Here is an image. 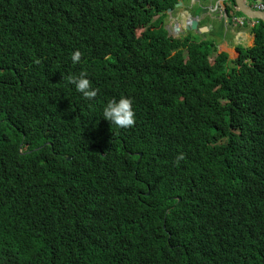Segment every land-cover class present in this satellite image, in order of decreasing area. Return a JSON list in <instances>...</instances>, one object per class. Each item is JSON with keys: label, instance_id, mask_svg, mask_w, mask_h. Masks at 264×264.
Returning <instances> with one entry per match:
<instances>
[{"label": "trees", "instance_id": "16d2710c", "mask_svg": "<svg viewBox=\"0 0 264 264\" xmlns=\"http://www.w3.org/2000/svg\"><path fill=\"white\" fill-rule=\"evenodd\" d=\"M192 1L0 0V264H264V21L231 59Z\"/></svg>", "mask_w": 264, "mask_h": 264}, {"label": "clouds", "instance_id": "9594fccd", "mask_svg": "<svg viewBox=\"0 0 264 264\" xmlns=\"http://www.w3.org/2000/svg\"><path fill=\"white\" fill-rule=\"evenodd\" d=\"M229 1L230 0H208L207 2H197L196 0H194L192 1L191 6H187L185 3L184 7L177 8L176 6L177 10L175 11V14L178 10L185 9V13L188 14L184 18L198 19L200 30L205 27L208 28L207 32H203L205 34H208V32L211 33L215 29L220 35L218 40H221V38H226L224 41V45L226 47L222 45V50H224L225 48L224 51L228 52L230 55L235 51L234 55H236L237 57L238 53L235 48L236 45L241 44L245 47H252L255 43L256 37L255 34L252 33V29L255 28L260 20L249 18L243 15L240 11L239 12L242 14V16L241 14L239 15L236 7L234 5L231 6ZM247 4L255 11H264V3L261 0L256 4H251L249 0H247ZM197 5H199L198 11H195L194 7ZM170 11L169 16L172 17L174 15V11H172L171 13ZM206 13H208L209 15H206ZM214 20L221 21L220 26H217V23L214 22ZM183 26L184 25H182V27L180 26L181 29H176L184 32V30L186 29ZM187 31L189 30H186V32ZM196 31L198 30L189 32ZM249 31L253 36V40L251 43L245 44L248 43V39L251 37ZM229 40L231 42V48L232 50H234L232 52L226 50V48L229 47L227 46ZM236 57H232L231 55V59H235ZM80 59L81 52L79 50H75L71 53V62L73 64L78 63ZM65 79L67 83L73 86L75 91L80 93L85 99L91 100L96 96V89L90 86V81L84 72H80L79 75H68ZM101 117H103L111 125H114L117 128H128L133 126L135 122V113L132 108L131 99L125 96H121L118 99H109L102 107ZM141 156L142 153L140 154V157ZM177 159H182V156H178Z\"/></svg>", "mask_w": 264, "mask_h": 264}, {"label": "water", "instance_id": "95a60500", "mask_svg": "<svg viewBox=\"0 0 264 264\" xmlns=\"http://www.w3.org/2000/svg\"><path fill=\"white\" fill-rule=\"evenodd\" d=\"M237 4H238V8H239V11L249 17V18H252V19H256V20H260V21H264V11H255L253 8H251L248 4H247V0H236ZM180 7H184V3L181 2L180 4L177 5V8H180ZM172 11H170L171 13ZM184 25L183 27L186 29V30H189V31H193V30H200L199 28V20L198 19H190V18H184L183 19V24ZM179 29H181V27L177 26ZM202 32H207L208 31V28L205 27V28H202L201 29Z\"/></svg>", "mask_w": 264, "mask_h": 264}, {"label": "rangeland", "instance_id": "374dc122", "mask_svg": "<svg viewBox=\"0 0 264 264\" xmlns=\"http://www.w3.org/2000/svg\"><path fill=\"white\" fill-rule=\"evenodd\" d=\"M173 16L171 17V16H169V18H168V20H167V24L171 27H173L174 29L175 28H178L177 26H181L182 27V22H183V19H184V17H186L187 16V14L188 13H185V9H183V10H178L177 12H176V14H175V11L173 12ZM214 22H216L217 24V26H220V23H221V21H218V20H214ZM216 27V26H215ZM189 32H186V31H184V34H188ZM249 33L251 34V32L249 31ZM205 37V36H204ZM220 37V35L218 36V38ZM225 39L226 38H221V40L222 41H225ZM252 40H253V36H252V34H251V37L248 39V43H245V44H249V43H251L252 42ZM227 46H229V47H227L226 48V50H229V51H234V50H232V48H231V42H230V40L228 41V43H227ZM224 47H226L225 45H224ZM223 47V48H224ZM224 50H225V48H224ZM235 52V51H234ZM234 52H232L231 53V55H232V57H236V55H234ZM211 63H213V60H211Z\"/></svg>", "mask_w": 264, "mask_h": 264}, {"label": "flooded vegetation", "instance_id": "af4514ba", "mask_svg": "<svg viewBox=\"0 0 264 264\" xmlns=\"http://www.w3.org/2000/svg\"><path fill=\"white\" fill-rule=\"evenodd\" d=\"M206 15H209L208 13H206ZM206 15H205V17H206ZM212 19V18H211ZM213 20V19H212Z\"/></svg>", "mask_w": 264, "mask_h": 264}]
</instances>
